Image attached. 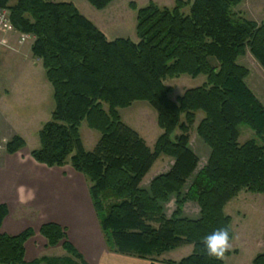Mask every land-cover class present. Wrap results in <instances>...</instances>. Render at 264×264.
<instances>
[{
	"label": "trees",
	"instance_id": "16d2710c",
	"mask_svg": "<svg viewBox=\"0 0 264 264\" xmlns=\"http://www.w3.org/2000/svg\"><path fill=\"white\" fill-rule=\"evenodd\" d=\"M85 1L102 11L114 0ZM240 1L177 0L171 9L149 4L137 11L133 42L109 41L71 3L0 0L13 29L34 37L31 53L53 90L54 109L30 157L48 168L70 165L84 176L110 252L150 264H225L223 257L207 255L203 237L226 228L232 241L227 204L241 192L264 198V106L246 83L249 70L238 64L249 52L264 70V25L237 18L231 7ZM182 75H205L206 83L172 101L165 82ZM135 102H146L157 114L162 134L153 149L120 119L118 110ZM196 111L205 115L197 135L211 152L199 171V157L189 146ZM84 121L100 135L92 151L80 138ZM242 126L256 139L241 144ZM175 130L180 133L172 139ZM25 148L20 136L5 144L9 155ZM162 155L173 160L171 167L143 189ZM172 196L175 210L168 217L163 206ZM189 202L199 208L197 219L184 216ZM7 216L8 207L0 204V227ZM38 232L49 247L61 244L69 257L27 263L25 244L34 236L28 228L15 236L0 234V264H86L64 228L46 223ZM186 246L192 252L180 261L158 260ZM235 253L228 250L224 257ZM252 264H264V253Z\"/></svg>",
	"mask_w": 264,
	"mask_h": 264
},
{
	"label": "rangeland",
	"instance_id": "374dc122",
	"mask_svg": "<svg viewBox=\"0 0 264 264\" xmlns=\"http://www.w3.org/2000/svg\"><path fill=\"white\" fill-rule=\"evenodd\" d=\"M47 1L53 3L66 2L73 4L85 18L91 21L106 36L109 41L115 39H129L133 42H137V11L147 7L149 4H154L159 8L171 9L175 6L177 0H114L105 10L102 11L95 10L85 0ZM182 1L188 2L189 4L193 2V0ZM231 10L235 13L237 18L251 21L258 26L264 25V0H241L239 4L231 7ZM182 13L187 15L189 13V6H185L182 9ZM22 36L25 39H27L26 36H28L30 38L28 41L34 40V37L31 35L22 34ZM34 61H36V64L33 66V69L40 71L41 74L38 79L36 78L37 76L28 79V90L23 94V97H27L28 99L29 110H33L32 115L28 112V119H25L24 123L16 125L20 137L26 142L29 151L39 148L38 133L43 124L50 120L51 113L54 109V101L52 98L53 90L45 79L42 65L40 63L38 64L37 60ZM211 64L214 67L218 66L213 60H211ZM238 64L249 70L250 75L246 80V83L264 106V70L249 52L238 60ZM41 82L48 85L50 95L46 96V93L44 94L42 91L36 90V86ZM205 83V75H199L197 77L182 75L176 78L167 79L165 82L166 86L171 88L172 92L170 98L172 101H176V99L181 97L187 90L201 87L205 85ZM118 112L121 121L129 128L136 131L145 140L147 146L150 149H153L157 139L162 134V131L157 124L156 112L146 102H135L131 107L119 109ZM204 116L205 115L202 111L195 112V120L189 133V146L200 160L198 171L207 163L211 153L210 149L197 135V127L203 120ZM79 133L84 149L86 151H92L100 137L99 133L89 129L85 121L82 122L79 128ZM179 133V130H175L172 139L175 135H179ZM239 135V142L241 144L256 139L255 134L247 126L239 128ZM5 144L6 141L3 142L0 140V146L4 147ZM172 163L173 160L170 157L163 155L160 156L150 172L144 178L142 188L149 190L151 181L159 175L166 173ZM192 179L189 180L187 186L184 188L183 195L186 194ZM175 200L176 198L172 196L170 201L163 206L165 214L168 217L171 216L175 210ZM224 213L232 220L231 230L233 238L229 251H235V255H237V250H239L241 254L239 257L232 254L229 257H223L222 260L225 264H250L249 259L251 253H248L244 249H264V230H262V228L264 229L263 196L241 192L237 198L228 203L224 209ZM184 216L190 219H197L199 217V208L197 204L190 202L186 203L184 207ZM21 219L23 222H17L19 223V227H30L34 232V235H36L35 238L31 240L30 244L36 246L35 248L37 251H42L44 248V253L41 254L43 258L66 259L69 257L61 244L56 247H49L47 242L39 235L37 230V222L39 219L37 216L24 215ZM28 223L30 225H28ZM191 250L192 247L183 248L165 258L180 261L190 255ZM158 260L171 261L163 258H159Z\"/></svg>",
	"mask_w": 264,
	"mask_h": 264
},
{
	"label": "crops",
	"instance_id": "0c3cea01",
	"mask_svg": "<svg viewBox=\"0 0 264 264\" xmlns=\"http://www.w3.org/2000/svg\"><path fill=\"white\" fill-rule=\"evenodd\" d=\"M33 41L23 39L22 34L15 30L3 33L4 46L0 47V140L3 142L20 136L16 125L28 119V112L32 115L33 110H29L28 99L23 94L28 90V79L36 76L38 79L41 74L33 69L36 64L34 60L42 65L31 53ZM36 90L50 95L46 83L41 82ZM30 152L27 145L14 155L6 153L5 147L0 149V204L8 207V216L0 227V234L18 235L30 227L20 228L17 222L22 221L24 215L37 216V230L46 223H55L64 228L68 241L86 264H150L108 250L84 176L75 172L70 165L48 168L38 164L30 157ZM35 236L25 244L27 263L43 258L41 254L44 248L37 251L36 246L30 244ZM178 250L160 259L175 261L165 257ZM244 250L252 255L250 264L258 254L264 253V249ZM237 251L238 254L234 255L239 257L241 253Z\"/></svg>",
	"mask_w": 264,
	"mask_h": 264
},
{
	"label": "clouds",
	"instance_id": "9594fccd",
	"mask_svg": "<svg viewBox=\"0 0 264 264\" xmlns=\"http://www.w3.org/2000/svg\"><path fill=\"white\" fill-rule=\"evenodd\" d=\"M202 243L209 257L220 259L231 247L230 233L226 228H218L203 237Z\"/></svg>",
	"mask_w": 264,
	"mask_h": 264
},
{
	"label": "built area",
	"instance_id": "2783aa9c",
	"mask_svg": "<svg viewBox=\"0 0 264 264\" xmlns=\"http://www.w3.org/2000/svg\"><path fill=\"white\" fill-rule=\"evenodd\" d=\"M5 31H14V29L10 21V13L7 10L0 9V47L4 46L3 33ZM26 38L29 39L28 36ZM0 149H2V146H0Z\"/></svg>",
	"mask_w": 264,
	"mask_h": 264
}]
</instances>
